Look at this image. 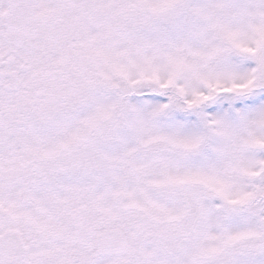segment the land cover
I'll list each match as a JSON object with an SVG mask.
<instances>
[{"label": "snow or ice", "instance_id": "obj_1", "mask_svg": "<svg viewBox=\"0 0 264 264\" xmlns=\"http://www.w3.org/2000/svg\"><path fill=\"white\" fill-rule=\"evenodd\" d=\"M0 264H264V0H0Z\"/></svg>", "mask_w": 264, "mask_h": 264}]
</instances>
